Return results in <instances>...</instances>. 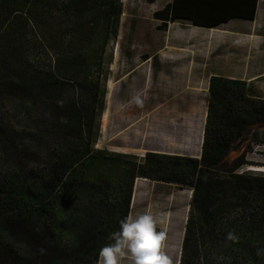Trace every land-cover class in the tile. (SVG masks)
Wrapping results in <instances>:
<instances>
[{
	"label": "rangeland",
	"instance_id": "374dc122",
	"mask_svg": "<svg viewBox=\"0 0 264 264\" xmlns=\"http://www.w3.org/2000/svg\"><path fill=\"white\" fill-rule=\"evenodd\" d=\"M54 1L59 17L50 20L65 29L60 16L70 0ZM112 1L95 0V9L105 12ZM167 1L118 0L117 24L105 29L101 17L85 14L53 40L35 20L0 22V264H83L78 236L91 214L115 202L110 174L128 169L114 154L200 159L210 76L249 80L248 94L264 98V0L252 27L234 22L215 31L165 24ZM90 97L95 125L82 143L75 129L84 125L81 102ZM253 130L264 125L248 133ZM242 153L248 164L238 173L261 178L252 192L264 189V143L251 133L210 176L233 185L226 171ZM83 167L74 210L60 231L47 206L51 198L16 205L14 191L41 195L53 176L66 183ZM192 196L191 188L172 183L140 177L133 183L127 218L153 216L171 264H179L187 222L196 216ZM249 203L242 194L217 200L221 211L207 219L199 256L189 264H264V256L252 254L261 242L251 221L257 208L247 209ZM122 264L132 262L125 256Z\"/></svg>",
	"mask_w": 264,
	"mask_h": 264
},
{
	"label": "trees",
	"instance_id": "16d2710c",
	"mask_svg": "<svg viewBox=\"0 0 264 264\" xmlns=\"http://www.w3.org/2000/svg\"><path fill=\"white\" fill-rule=\"evenodd\" d=\"M257 3L258 0H172L162 11L163 21L165 24L187 23L194 27L218 29L232 20L253 21ZM95 6V0L66 2L63 6V14L60 16L64 19L66 28L61 29L62 26L57 27L50 20L59 17L56 13L58 5L54 0H0V22L9 18L35 20L39 23L40 33L48 40H53L63 30L76 28L85 14L94 19L101 17L105 29L110 26L111 21L112 24H117L121 8L118 0L109 2L108 10L105 12L96 10ZM39 20L42 21L41 24ZM208 86L209 100L200 159L147 153L143 160L139 161L128 155H113L116 159L125 160L128 169L119 174H110L114 177L112 190L116 195L115 202L112 206H102V214L100 210L91 214V221L88 222L81 236H78L83 243L80 247L84 250V254H80L83 264L91 260L96 262L100 249L112 242L113 234L119 230L120 222L127 218L133 183L138 177L192 189V205L197 207L196 216L187 222L179 264H189V261L199 256V239L208 228L206 221L209 216L213 217L215 212L221 211L220 206L217 205L219 209L214 207L217 200L226 197L227 194L232 196L242 194L246 201L250 202L247 209L257 208L251 221L256 227L255 236L261 243L260 248L252 249V254L256 258L258 255L264 256V189H256V192H252L251 189L257 188L255 185L261 181V178L251 173H238L248 164L246 153L235 158L226 171L234 181L233 185L227 186L226 181L219 182L218 179L210 176L231 154L234 144L250 133L254 142L264 143V131L253 130L248 133L249 129L256 125H264V98L249 95L248 83L241 79L212 76ZM94 103V97H90L88 103L81 102L84 110V125L78 126L75 130L82 143L95 125L91 112ZM96 131L98 132V126ZM84 149L89 150V147ZM102 154V152L96 153L97 156ZM86 169L88 167L81 168L79 173L66 183H61L59 177L53 176L52 188L41 195L14 191L15 194L20 195L16 205L33 204L51 198L47 206L58 215V218H55V228L60 231L71 217L74 210L72 204L80 191L76 177L84 174ZM58 188L60 192L56 193ZM93 229L99 231L92 234ZM250 241L255 244V240L250 239Z\"/></svg>",
	"mask_w": 264,
	"mask_h": 264
},
{
	"label": "clouds",
	"instance_id": "9594fccd",
	"mask_svg": "<svg viewBox=\"0 0 264 264\" xmlns=\"http://www.w3.org/2000/svg\"><path fill=\"white\" fill-rule=\"evenodd\" d=\"M163 247V237L156 231L153 216L139 214L120 222L112 242L99 251L100 264H122L125 256L132 264H171Z\"/></svg>",
	"mask_w": 264,
	"mask_h": 264
},
{
	"label": "crops",
	"instance_id": "0c3cea01",
	"mask_svg": "<svg viewBox=\"0 0 264 264\" xmlns=\"http://www.w3.org/2000/svg\"><path fill=\"white\" fill-rule=\"evenodd\" d=\"M171 1L172 0H168L167 1V4H169V3H171ZM258 5H259V0H258V3H257V9H256V15H257V10H258ZM255 15V16H256ZM256 18V17H255ZM255 18H254V20H255ZM254 20L253 21H247V20H232V21H229V22H227V23H225V24H223V25H221V26H226V25H230L231 23H234V22H240V23H242L243 24V28L244 27H252L253 25H250V24H254ZM185 24H187V23H185ZM189 25V24H188ZM248 25V26H247ZM220 26V27H221ZM192 27H194V26H192ZM219 27V28H220ZM195 28H199V29H206V28H200V27H195ZM206 30H210V31H215V30H217V29H206ZM212 76H221V75H212ZM212 76H210V78L212 77ZM222 78H229V79H241V80H245L247 83H249L250 81L249 80H246V79H242V78H234V77H224V76H221ZM210 78H209V81H210ZM209 84V83H208Z\"/></svg>",
	"mask_w": 264,
	"mask_h": 264
}]
</instances>
